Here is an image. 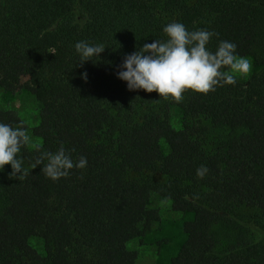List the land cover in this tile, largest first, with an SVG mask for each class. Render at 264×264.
Here are the masks:
<instances>
[{"label": "trees", "instance_id": "1", "mask_svg": "<svg viewBox=\"0 0 264 264\" xmlns=\"http://www.w3.org/2000/svg\"><path fill=\"white\" fill-rule=\"evenodd\" d=\"M173 21L216 33L211 51L220 40L243 57L264 47V0H0V89L11 92L25 73L22 88L37 113L36 124L24 123L32 143L17 154L25 174L10 177V165L0 171V264H137L133 245L161 220L155 200L191 214L168 264H264V245L247 232L264 219V51L245 82L186 90L178 103L129 91L118 65L144 43L166 39L162 28ZM81 40L105 49L81 64L74 49ZM136 103L144 105L139 121L117 119ZM171 107L182 113L178 127ZM199 119L230 132L211 146ZM20 121L0 106V122ZM61 144L87 166L53 181L31 165ZM142 172L162 180L132 176ZM240 210L248 211L247 227L220 244L219 229L234 226Z\"/></svg>", "mask_w": 264, "mask_h": 264}, {"label": "clouds", "instance_id": "2", "mask_svg": "<svg viewBox=\"0 0 264 264\" xmlns=\"http://www.w3.org/2000/svg\"><path fill=\"white\" fill-rule=\"evenodd\" d=\"M162 32L166 39L144 43L125 55L118 65L115 75L126 82L129 91L156 92L159 98L178 103L186 90L207 94L218 86L234 85L238 77L247 75L251 69L249 59L237 54L234 42L220 40L215 51L209 50L207 45L217 35L213 31H190L184 24L173 21L164 25ZM74 49L83 64L99 57L105 47L81 40L74 44ZM81 78L86 80L87 73L82 72ZM31 143L23 121L15 126L0 122V171L10 165V177L23 176V161L17 154ZM71 151L74 150H66L63 144L55 152L42 151L31 167L42 165L41 173L53 181L67 177L73 169L86 168L87 158L80 156L73 160ZM207 171L201 165L195 174L202 179Z\"/></svg>", "mask_w": 264, "mask_h": 264}, {"label": "rangeland", "instance_id": "3", "mask_svg": "<svg viewBox=\"0 0 264 264\" xmlns=\"http://www.w3.org/2000/svg\"><path fill=\"white\" fill-rule=\"evenodd\" d=\"M264 51V47H256L251 55L247 58L251 63V69L245 76L237 78L238 81L245 82L253 73L259 69L257 64V57ZM27 76L25 73L16 75L13 78V90L11 92L0 89V106L15 110L22 121L28 126L36 124V106L32 95L22 88L23 83L26 81ZM144 105L136 103L134 111L130 110L128 104L120 110L117 119H123L126 115L132 116L134 121H139L143 114ZM170 119L174 127H178L182 122V113L176 107L170 108ZM199 124L208 128L206 143L214 145L216 141L225 137L230 130L223 128L211 127L208 120L199 119ZM133 177H146L151 176L156 180H162V177L153 173H134ZM152 206L159 209L161 220L155 228L147 233L142 241L135 243L134 248L138 251L137 264H168L170 258L178 252L181 242L184 239L182 233V222L191 218L190 213H181L172 211L168 201L155 200L151 203ZM248 211L240 210L236 215V222L233 225L223 226L219 229L220 244H224L225 236L229 235L232 230L239 231V224L247 227ZM255 228H251L253 226ZM247 232L254 242L264 245V219H260L257 223H251L247 227Z\"/></svg>", "mask_w": 264, "mask_h": 264}]
</instances>
